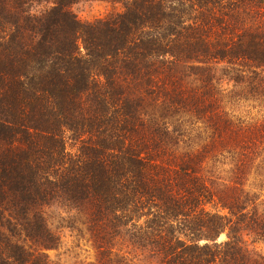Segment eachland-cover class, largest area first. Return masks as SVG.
<instances>
[{
	"label": "trees",
	"instance_id": "trees-1",
	"mask_svg": "<svg viewBox=\"0 0 264 264\" xmlns=\"http://www.w3.org/2000/svg\"><path fill=\"white\" fill-rule=\"evenodd\" d=\"M77 1L0 0V264H50L54 205L90 264H264V123L214 85L221 65L264 95V0H107L123 10L94 22ZM180 114L203 142L164 121Z\"/></svg>",
	"mask_w": 264,
	"mask_h": 264
},
{
	"label": "rangeland",
	"instance_id": "rangeland-1",
	"mask_svg": "<svg viewBox=\"0 0 264 264\" xmlns=\"http://www.w3.org/2000/svg\"><path fill=\"white\" fill-rule=\"evenodd\" d=\"M72 11L81 22H94L99 19L108 18L123 10L119 3H114L107 0H80L71 6ZM225 67V66H224ZM221 65L216 66L214 75L219 78V81H214L216 87V95L220 108L231 118L236 121H245L249 124L264 123V95H256L252 88L247 87L246 83H236L227 78ZM231 75H234L231 73ZM248 80V79H247ZM251 85L254 78L249 79ZM185 83L188 87H202L196 76L185 77ZM200 90V89H199ZM252 91V92H251ZM161 113L159 110L158 114ZM179 116H166L164 121L176 125L182 124V128L186 130L189 136L195 137L198 141L203 142L208 133L204 132L203 128L196 129L190 125V116L188 114H180V123L177 120ZM192 119V118H191ZM194 121V120H193ZM193 141H191L192 143ZM209 175H213L217 181L223 178H228L231 175L230 166L216 163H209ZM251 179L247 182L250 184ZM254 191L261 192L264 199V170L263 177H260ZM261 189V190H260ZM47 216L51 222L53 230L59 235V242L52 248H47L42 253L48 258L50 264H90L96 260V251L88 239V234L84 230L82 224L78 223L81 231L68 227L69 213L65 212L56 205L46 209ZM226 238L222 234L220 240ZM252 237H247V243L252 249L264 253V243L261 241H253ZM133 256V255H132ZM137 264H145L142 256L135 258Z\"/></svg>",
	"mask_w": 264,
	"mask_h": 264
}]
</instances>
